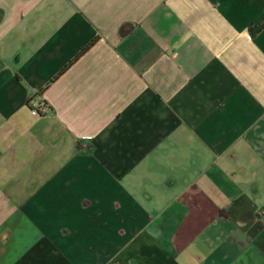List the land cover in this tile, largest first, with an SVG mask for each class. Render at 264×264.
<instances>
[{"label": "crops", "instance_id": "0c3cea01", "mask_svg": "<svg viewBox=\"0 0 264 264\" xmlns=\"http://www.w3.org/2000/svg\"><path fill=\"white\" fill-rule=\"evenodd\" d=\"M0 264H264V0H0Z\"/></svg>", "mask_w": 264, "mask_h": 264}, {"label": "built area", "instance_id": "2783aa9c", "mask_svg": "<svg viewBox=\"0 0 264 264\" xmlns=\"http://www.w3.org/2000/svg\"><path fill=\"white\" fill-rule=\"evenodd\" d=\"M29 106L32 110L38 113H45L47 111V106L43 103L39 104L36 102H29ZM88 137H82L81 139H87Z\"/></svg>", "mask_w": 264, "mask_h": 264}, {"label": "trees", "instance_id": "16d2710c", "mask_svg": "<svg viewBox=\"0 0 264 264\" xmlns=\"http://www.w3.org/2000/svg\"><path fill=\"white\" fill-rule=\"evenodd\" d=\"M86 49H87V47H86L81 53H83ZM81 53H80V54H81ZM66 67H67V66H66Z\"/></svg>", "mask_w": 264, "mask_h": 264}]
</instances>
